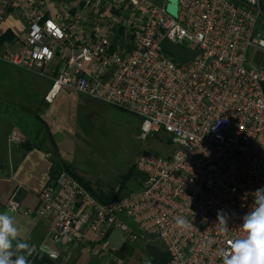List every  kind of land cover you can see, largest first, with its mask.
I'll list each match as a JSON object with an SVG mask.
<instances>
[{"label": "built area", "instance_id": "built-area-1", "mask_svg": "<svg viewBox=\"0 0 264 264\" xmlns=\"http://www.w3.org/2000/svg\"><path fill=\"white\" fill-rule=\"evenodd\" d=\"M166 5L0 0V62L45 77L59 59L47 103L68 88L135 114L145 137L165 132L178 146L169 157L143 152L135 164L144 176L141 191L108 203L61 172L35 211L55 213L52 240L82 243L90 230L93 254L107 256L117 248L103 238L119 229L132 242L157 236L166 264H223L229 240L244 235L240 225L253 193L264 188V69L247 65L250 46L264 49L258 32L264 0H179L176 17ZM15 15L22 25L10 40L5 23ZM164 41L194 48L195 55L177 63ZM11 140L23 136L14 133ZM8 205L21 210L15 199ZM179 218L193 226H178Z\"/></svg>", "mask_w": 264, "mask_h": 264}, {"label": "rangeland", "instance_id": "rangeland-1", "mask_svg": "<svg viewBox=\"0 0 264 264\" xmlns=\"http://www.w3.org/2000/svg\"><path fill=\"white\" fill-rule=\"evenodd\" d=\"M258 32L264 33V25L258 26ZM163 44L177 63L195 55V49L185 44L170 41ZM247 65L255 70L264 69V49L250 46ZM48 82L35 73L0 62V114L28 132L31 138L39 132L44 148L52 149L56 161L65 164L81 181H91L93 186L98 182L105 192H108L106 186H111L120 192L119 197L126 198L143 188L144 176L135 165L143 152L148 150L169 157L176 151L178 146L172 135L160 132L145 137L138 116L95 97L64 88L53 103L44 104L41 101ZM38 116L47 120V127ZM132 168L133 174L127 177ZM125 220L135 227L130 218ZM123 238L122 231H113L107 239L109 248L120 247ZM133 243L139 246L138 251L133 249V254L131 250L128 258L153 264L154 256L147 243L161 245V241L145 236ZM117 251H110L105 261L99 252L94 256L96 264H130L123 263Z\"/></svg>", "mask_w": 264, "mask_h": 264}, {"label": "crops", "instance_id": "crops-1", "mask_svg": "<svg viewBox=\"0 0 264 264\" xmlns=\"http://www.w3.org/2000/svg\"><path fill=\"white\" fill-rule=\"evenodd\" d=\"M16 18L19 20V17L15 15L5 23L6 27L11 28L7 35L10 40L14 36L13 30L17 31V28L22 25L21 21ZM60 66L61 61L56 59L51 66L46 68L47 74L43 78L49 82L44 97ZM44 97L41 102L51 104L47 103ZM38 119L43 121L46 127L48 126L46 119L40 116ZM31 132L33 133V130ZM14 133L22 135L23 140L13 142L11 136ZM39 138V132L34 138H31L28 132L4 119L0 114V213L11 209L8 205L10 199H15L21 203L20 211L11 210L19 230V238L34 246V250L28 257L29 264H96V257H94L96 255L93 254L96 239L90 230H86L87 237L82 243L68 245L63 241H54L50 237V229L55 213L39 215L35 212L42 206L40 194L48 184L52 164L57 162L53 150L44 148V143ZM50 139H53L52 135ZM115 230H110L107 239ZM126 241L123 238V243L117 248L118 257L123 260V263L143 264L142 260L128 258L127 255L131 253V249L135 251L136 247L139 246L135 244L129 248ZM103 257L102 260L105 261L106 257L104 255Z\"/></svg>", "mask_w": 264, "mask_h": 264}, {"label": "clouds", "instance_id": "clouds-1", "mask_svg": "<svg viewBox=\"0 0 264 264\" xmlns=\"http://www.w3.org/2000/svg\"><path fill=\"white\" fill-rule=\"evenodd\" d=\"M242 219L240 229L244 235L229 240V248L221 253L223 264H264V188L253 193V204ZM217 220L222 225L221 231L227 232L224 215L218 213ZM176 223L182 228L193 226L184 218ZM19 237L12 210L0 213V264H29L34 246Z\"/></svg>", "mask_w": 264, "mask_h": 264}, {"label": "trees", "instance_id": "trees-1", "mask_svg": "<svg viewBox=\"0 0 264 264\" xmlns=\"http://www.w3.org/2000/svg\"><path fill=\"white\" fill-rule=\"evenodd\" d=\"M132 170H133V168L131 169V171L127 175V177H131V175L133 174ZM63 171H66V172L70 173L71 175H73L84 187H86V189H88L94 196H96L98 199H100L104 203H108L114 199L119 198L120 192L115 191L113 189V187L106 186V188H108V192H105L104 191L105 187L99 185L98 182L95 184V186H93L91 181L85 183V182L81 181V179H79V177H77L71 169H69L67 166H65V164H61L58 161L54 162L52 164L51 171H50V179L48 181V184L49 183L55 184L59 174ZM109 232H107L105 237L103 238L104 241L107 240V236H108ZM150 236L160 240L157 236H153V235H150ZM150 236H148V237H150ZM126 242H127L126 243L127 247H129L130 244L133 245V242H135V241L132 242V241L127 240ZM161 245L164 246L162 241H161ZM161 245H156L155 243H147V246H151V251H152V254L154 256V260H152L153 264H166L169 260V255H168L167 251L164 248H162Z\"/></svg>", "mask_w": 264, "mask_h": 264}, {"label": "water", "instance_id": "water-1", "mask_svg": "<svg viewBox=\"0 0 264 264\" xmlns=\"http://www.w3.org/2000/svg\"><path fill=\"white\" fill-rule=\"evenodd\" d=\"M179 0H167V11L174 17L178 15Z\"/></svg>", "mask_w": 264, "mask_h": 264}]
</instances>
